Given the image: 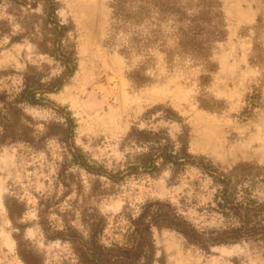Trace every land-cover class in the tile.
<instances>
[{
	"label": "rangeland",
	"instance_id": "obj_1",
	"mask_svg": "<svg viewBox=\"0 0 264 264\" xmlns=\"http://www.w3.org/2000/svg\"><path fill=\"white\" fill-rule=\"evenodd\" d=\"M215 1L226 33L207 68L175 52L168 58L169 26L162 48L137 51L115 29L112 0H58L78 68L42 105L20 104L6 116L0 264H80L79 256L92 261L102 251L110 254L105 264H135L132 220L144 206L161 215L149 264H264V61L253 60L256 47L264 58V0ZM44 2L0 0V94L9 100L24 75L45 84L62 74L44 51L51 39ZM249 100L255 107L246 116ZM145 132L185 146L193 163L155 159L154 167ZM207 164L227 181H215ZM226 183L238 201L259 207L243 213L250 222L218 211Z\"/></svg>",
	"mask_w": 264,
	"mask_h": 264
},
{
	"label": "trees",
	"instance_id": "obj_2",
	"mask_svg": "<svg viewBox=\"0 0 264 264\" xmlns=\"http://www.w3.org/2000/svg\"><path fill=\"white\" fill-rule=\"evenodd\" d=\"M46 23L50 27L49 33L51 39L50 46H45L46 53L58 61L62 68V74L50 79L49 82L42 84L38 77L24 75L23 89L9 100L10 96L6 92L0 94V142L7 140L9 125L6 121L7 114L20 104L30 106L42 105L44 95L60 90L65 83L75 74L78 68V58L76 52L69 49L64 44V38L69 33V26L61 22L58 17L59 2L58 0H45ZM112 17L115 20V29L121 30L129 34V46L131 49L146 50L153 46L159 45L161 48L165 44V26L172 29L174 42V50L166 51L168 58L171 59L172 52L187 56L197 62L205 63L209 68V58L211 57L214 44L225 37L224 16L215 0H197L190 5H182L178 0H112ZM255 49V48H254ZM165 51V50H163ZM255 62L264 61L262 54L256 51L254 54ZM255 102L248 101V105L244 109L246 116L250 115ZM70 126L68 127V135L73 134L74 120L68 118ZM144 140L151 142L152 154L147 158L154 167H157L155 159H161L166 163L183 165L192 164L190 155L185 146L176 149L173 142L167 137L158 133L145 132ZM76 161L89 172H96L94 167L84 159L82 154L73 152ZM152 165V166H153ZM210 168L208 173L215 181L224 183L214 165L207 164ZM253 200L238 201L236 196L231 192L230 184H224L222 191L216 195V203L218 211L223 215L232 216L244 223L250 222L243 220V213L260 212L258 206L249 203ZM264 207V204L262 205ZM262 211V209H261ZM264 213V210L262 211ZM160 214H151L144 206V210L139 216L132 220L136 226V234L138 243L135 246L134 261L135 264H149V260L153 253L152 226L160 219ZM179 229V228H177ZM181 229V228H180ZM184 233L192 236L188 230ZM250 231V230H248ZM253 233L258 231L252 227ZM132 247H125L123 261H128V254ZM109 251L100 252L92 261H87L79 256L80 264H105L110 262Z\"/></svg>",
	"mask_w": 264,
	"mask_h": 264
}]
</instances>
